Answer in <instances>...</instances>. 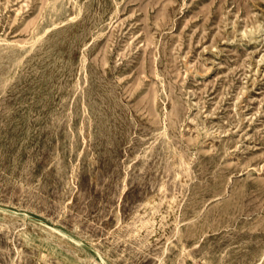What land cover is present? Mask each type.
<instances>
[{"label":"rangeland","instance_id":"rangeland-1","mask_svg":"<svg viewBox=\"0 0 264 264\" xmlns=\"http://www.w3.org/2000/svg\"><path fill=\"white\" fill-rule=\"evenodd\" d=\"M0 264H264V0H0Z\"/></svg>","mask_w":264,"mask_h":264},{"label":"bare ground","instance_id":"bare-ground-1","mask_svg":"<svg viewBox=\"0 0 264 264\" xmlns=\"http://www.w3.org/2000/svg\"><path fill=\"white\" fill-rule=\"evenodd\" d=\"M148 221V220H147Z\"/></svg>","mask_w":264,"mask_h":264}]
</instances>
